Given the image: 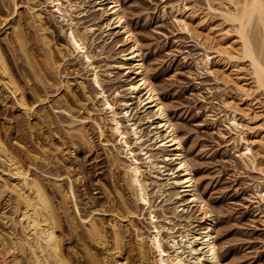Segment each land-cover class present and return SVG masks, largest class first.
Returning a JSON list of instances; mask_svg holds the SVG:
<instances>
[{"label":"rangeland","instance_id":"1","mask_svg":"<svg viewBox=\"0 0 264 264\" xmlns=\"http://www.w3.org/2000/svg\"><path fill=\"white\" fill-rule=\"evenodd\" d=\"M102 1L70 0L73 5H78L77 9L81 6L78 9L80 11L76 9L72 18L76 27L73 25L71 27L77 28L80 34L85 32V29L94 30L93 34L85 33L88 41L87 51L93 55L94 62L92 70L87 68L81 58L69 59L67 63L60 62L59 70L52 76L54 86L51 91L39 93V99L44 103L33 106V115H47L52 118V126H37L35 137H29L27 124L30 121L32 125L36 124L35 117L31 119L24 116L18 107L9 103L7 104L9 107L0 106L1 140L17 157L25 160V165L29 162L23 155V149L35 150L37 157H40L39 154L42 152L46 154L45 158L49 157L46 162L39 160L38 166L29 169L31 168V173L41 178L53 193L50 195L53 196L55 207L62 218L64 212L61 201L52 191L54 183L66 188L69 177L73 181L76 204L82 218L92 214L96 220H103L107 226L111 218L119 220L115 214H100L111 206L118 213H122L120 198L127 205L132 204V201L122 180L121 171L111 168L110 152L115 155L116 153L111 146L104 145V138L99 136L96 128L91 127V121L97 115L95 107H98V100L97 92L89 84L96 69L103 81L106 94L111 99L116 98L113 99L117 103L116 112H119L120 118L124 117L121 118L123 125L129 131L132 125L138 127L143 141L145 140L143 148L145 147L149 154L157 155L158 165L164 167L165 172L161 180L150 175L146 177L150 183L149 193L154 191L151 201L157 212L159 224L165 228H175L174 236L193 227L196 230L202 229L206 221L197 220L200 217L197 210L187 211L186 203L173 202V195L180 193L181 190L167 188L164 197L154 195L156 187L166 183L167 172L176 169V163L163 162L162 158L165 156L173 159L171 153L159 152L153 147L156 146L154 144L156 124L154 121L148 123L151 112L141 113L139 99L130 95L129 85L135 84L136 75L120 67L121 65L131 67V61L124 59L129 47L122 45L121 36L113 35L112 31L106 29V25L111 24V21L108 17H102V11L98 9L99 3L105 8ZM119 2L125 22L143 54L147 77L175 126L191 172L197 181V192L214 220V240L222 264H264V201L258 195L260 190H264L259 188L264 183V174L259 171L260 169L264 171V98L254 91L247 64L242 61L217 62L216 50L228 40L221 37L224 35L222 29L225 26L219 23L221 21L218 17H214L218 16L216 13L208 12L205 0H119ZM211 2L213 9H223L220 1ZM14 4L15 8L11 0H0V23L2 22L0 46L13 77L19 86L26 89L25 80L13 64L6 47L7 40L11 38L9 33L12 34L17 27V16L26 21L23 24V32L31 53L39 65L42 64L41 66L44 62V53L41 46L35 43L34 29L26 20L31 10L43 12L50 38L53 37L57 45L64 43L65 33L68 32L70 25L53 14L45 0H14ZM181 21L188 24L190 33L182 27ZM230 36L229 39H232V35ZM234 46L237 47V43ZM208 55L212 63L206 66L204 60ZM80 81L88 85L89 96L94 100L92 103L78 88ZM67 82L72 87V96L67 94L64 88ZM241 85L251 94L250 99L242 96ZM25 93L26 100L32 103L33 99L28 91ZM249 101L252 102L248 103ZM233 110L237 111L236 121L240 125L238 129L229 122ZM82 120L89 122L87 128L95 148L88 151L86 146H82L83 143L74 138V145L79 151L74 155L69 154L72 148L69 134L80 128ZM49 131L51 134H48ZM241 137L251 144L254 156L249 160L242 156ZM105 139H109V135H106ZM147 146L149 147L146 148ZM45 163L52 165L48 168ZM41 165H45L46 169L41 168ZM107 197L112 199L113 204L108 205ZM168 199L171 200L170 203L167 202ZM137 208L139 216L129 219L147 236L146 230L149 229L145 221L147 214L141 210L142 207ZM64 229L65 239H70L69 244L73 246L70 250L64 245L65 253L78 264L73 250L80 251L81 248L74 246L76 239L74 237L72 239L67 227ZM80 239H83V236ZM126 240V250L120 256L114 257L115 261L108 257L103 248L88 241L86 246L92 250L91 253H95L101 260H107L109 264H149L148 261H140L135 234L129 232ZM148 255V258H154V254Z\"/></svg>","mask_w":264,"mask_h":264},{"label":"bare ground","instance_id":"2","mask_svg":"<svg viewBox=\"0 0 264 264\" xmlns=\"http://www.w3.org/2000/svg\"><path fill=\"white\" fill-rule=\"evenodd\" d=\"M205 1L208 4V12L211 14L216 13L218 16L214 17H218L221 21L219 23L225 26L222 29L224 35L221 34V37L228 40L216 50L217 62L221 60L245 62L249 68V76L253 82L254 91L264 98V25H261L258 16L251 22L245 18L242 7L244 0H218L221 3L222 10L212 8L211 1L214 0ZM11 2L15 8L14 0H11ZM45 2L50 6L53 14L70 26L68 32H64L66 34L64 43L57 45L54 43L53 37L50 38L49 29L44 23L43 12L41 10H31L29 18L26 20H28V25L34 29L35 43L41 46L44 53V62L43 66H41L42 64L39 65V62L35 60L31 53L23 32L25 20L17 16V27L12 34L9 33L11 38L7 40L6 47L11 55L13 64L19 69V74L25 80L26 89L19 86V83L13 77L3 49L0 46V106L13 103L24 116L28 118L35 117L36 124L32 125L31 121L27 124L29 137H35L37 126H52V118L47 115H33V106L37 105V103H44V101L39 99V93L52 89L54 86L52 76L53 73L55 74L59 70L60 62L81 58L88 66L87 68H91V70L94 62L93 55L87 51L88 41L87 35H85V33L93 34L94 30L91 28L85 29V32L83 31L84 34L83 32L80 34L81 32L79 33V30L73 27L76 24L73 25L74 21L72 18L78 5H73L70 0H45ZM102 3L105 8H102L100 3L98 8L102 11V17H108L111 21V24L106 25V29L112 31L113 35L121 36L122 45L129 47L124 59L131 61V67L122 65L120 67L128 73L136 75L135 84H130L128 90L131 96L139 99L140 112L147 114L150 111L152 114L148 123H153L154 121L157 130L154 133V144L156 146L153 147H156L159 152L171 153L173 159L165 156L162 158L163 162L174 161L176 163V169L167 172L166 176L168 179L166 183L157 184V190L154 195H158L159 198L164 197L165 191L168 190L167 188L181 190L180 193L173 195V202L186 203L187 211L197 210L200 216L197 220L206 221V225L202 229L196 230L193 227L174 236L176 233L174 232L175 228H165L159 224L156 216L157 212L151 201V195H153L154 191L149 193L150 183L146 177L150 175L157 180H161L162 174L165 172L164 167L158 165L157 155L153 156L152 153L151 155L144 149L145 147L143 148L145 140L143 141V136L138 127L131 124L132 127L129 131L123 125L121 119L123 116L120 118L119 112H116L117 103L113 100L116 98L112 97L111 99L106 94L103 81L99 78L95 69L91 84L88 83L97 92L96 98L98 100V107H95L97 115L91 121V127L96 128L99 136L104 138V145L111 146L116 153L115 155L110 152L111 159H109L112 166L110 167L121 171L122 180L125 182L124 185H126L130 194L132 204L130 203L131 206L127 205L120 198L122 213H118L112 206L106 208L102 213L98 212V214L102 215H107V213L115 214L119 218V220L111 218L112 220L110 224L108 223V226L103 220H96L92 214L82 218L76 204L73 181L68 177L66 188L54 183L52 191L57 194L61 201L64 212V217L62 218V215L55 207L53 196L51 197L53 193L49 191L48 186H45L41 178L33 175L31 168L29 169V167L34 169L38 166L39 160L46 162L45 160H48L47 158L49 157L45 158L44 152L41 154L39 152L38 154L41 156L37 157L35 150L23 149V155L29 162L28 165H25V160L17 157L13 153L14 151L3 143L4 141L0 137V264H75L71 260L72 258L65 253V246L70 250L73 247L69 244L70 239H65V227L68 228L72 239L73 237L76 239V245L74 243V246L82 249L80 251L73 250V253L77 256L76 262L78 264H109L107 260H101L95 253H91L92 250H89L86 246L87 241L103 248L108 257L115 261L114 257L120 256L126 250V237L129 232H133L136 236V246L141 262L148 261L147 263L149 264H222L214 240V220L204 200L197 192V181L191 172V166L181 141L176 134L175 126L172 120L169 119L158 93L147 77V66L143 61V54L139 49L137 40L125 22L122 6L119 0H103ZM181 24L187 32H191L185 21H181ZM71 25L73 26L71 27ZM230 35H232V39H229ZM235 43H237V47L234 46ZM84 62L83 64L85 65ZM211 63L212 59L210 56H206L204 65L209 66ZM21 64H24V66L22 67ZM87 86L83 81L78 82V88L82 91L83 96H86V99L92 103L94 100L90 98ZM64 88L68 92L67 94L73 95L72 87L68 82ZM26 91L33 99L32 103L27 101L28 99L26 100ZM241 93L246 99L251 98V94L242 85ZM251 102L249 101L248 103ZM13 105L12 107H14ZM88 114H92V112H88ZM236 115L237 111L233 110V116L229 122L235 129H238L240 125L236 121ZM88 120H82L83 123L80 128L78 130L75 129L74 133L69 132L72 145L69 154L74 155L79 151L74 145V138L78 142L83 143L82 146H86L88 151L95 148L87 128L89 122L86 123V121ZM50 132L48 134H51ZM106 135H109V139H105ZM36 140L38 139L36 138ZM241 142L243 144L242 156L248 160L253 158L251 144L243 137H241ZM49 165L51 166L52 163L46 164V167ZM43 167L45 165L41 168ZM259 171L264 174L263 170L260 169ZM55 178L60 177L55 176ZM259 188H264V183ZM258 193L259 197L264 201V190H260ZM169 200L166 201L169 202ZM107 203L108 205L113 204L112 199L107 197ZM139 206L147 214L145 219L149 227L146 230L148 232L147 236L133 225L129 219L139 216L137 214L139 209L137 207ZM125 222L128 224L124 225ZM151 229L153 230L152 232ZM82 236L83 239H80ZM109 243L110 246H108ZM150 253L154 254V258H148Z\"/></svg>","mask_w":264,"mask_h":264},{"label":"snow or ice","instance_id":"3","mask_svg":"<svg viewBox=\"0 0 264 264\" xmlns=\"http://www.w3.org/2000/svg\"><path fill=\"white\" fill-rule=\"evenodd\" d=\"M242 7L249 22L258 16L261 25H264V0H244Z\"/></svg>","mask_w":264,"mask_h":264}]
</instances>
